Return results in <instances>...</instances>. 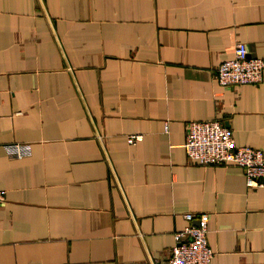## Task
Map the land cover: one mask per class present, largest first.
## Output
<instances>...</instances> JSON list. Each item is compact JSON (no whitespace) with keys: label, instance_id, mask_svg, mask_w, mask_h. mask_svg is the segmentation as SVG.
<instances>
[{"label":"crops","instance_id":"obj_1","mask_svg":"<svg viewBox=\"0 0 264 264\" xmlns=\"http://www.w3.org/2000/svg\"><path fill=\"white\" fill-rule=\"evenodd\" d=\"M238 42L264 59V0H0V264H167L188 212L209 264H264V189L183 147L217 119L264 152V71L213 77Z\"/></svg>","mask_w":264,"mask_h":264},{"label":"built area","instance_id":"obj_2","mask_svg":"<svg viewBox=\"0 0 264 264\" xmlns=\"http://www.w3.org/2000/svg\"><path fill=\"white\" fill-rule=\"evenodd\" d=\"M264 59L249 55L246 45L238 42L231 58L223 60L214 69L213 77L225 87L258 84L263 79ZM167 130V126L165 127ZM141 139L140 135L127 136L128 143ZM186 158L201 165L234 164L244 174L245 185L264 189V152L248 146H238L231 130L220 120L188 121L183 143ZM8 156L21 158L31 153L27 142L3 144ZM5 201V190L0 189V203ZM189 222L174 234L167 264H209L214 252L208 244V216L201 213L198 224L190 221L194 215L184 214ZM133 264H154L153 261H136Z\"/></svg>","mask_w":264,"mask_h":264}]
</instances>
